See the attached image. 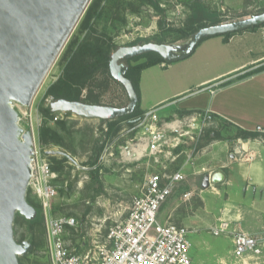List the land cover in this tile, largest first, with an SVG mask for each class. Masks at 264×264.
<instances>
[{"label": "rangeland", "instance_id": "374dc122", "mask_svg": "<svg viewBox=\"0 0 264 264\" xmlns=\"http://www.w3.org/2000/svg\"><path fill=\"white\" fill-rule=\"evenodd\" d=\"M96 1L99 3L101 16L92 20L96 31L93 38L104 37L119 47L148 41L181 43L189 36L184 37L181 31H186L187 28L190 16L188 3L191 0H158L162 11H157L140 0H90L30 103L33 105V117L42 119L39 121L40 126L44 117L38 110V104L47 87L60 75L69 49L83 37V19L88 7ZM201 1L210 10L220 14L221 22H230L264 11V0ZM140 60L142 59L138 61ZM129 62L137 61L131 58ZM102 77L101 74L97 76L98 79ZM95 91H98L97 87ZM82 94H85V90ZM127 102L125 88L111 78L100 96V103L124 106ZM13 105L18 113L23 111L25 106H30L16 101ZM163 112L164 109L157 111L159 115ZM181 117L183 116H168L165 121ZM62 119L66 121L63 128L52 119L45 120L47 125L60 133L62 144H48L44 147L48 149L50 156L57 159L63 158L65 154L69 157L64 162L62 170H58L59 177L56 182L58 189L56 197L51 201V214L53 217L75 218V226L67 227L64 233L66 245L70 249L74 248L79 252L93 251L97 245H101L107 227L124 215L125 207L138 192L146 174L151 171L180 170L186 174V180L178 185L161 206L159 218L185 225L192 231L189 234L191 246L188 249L192 263L264 264V216L258 215V210L248 205L249 201L243 198L240 192L232 190L229 188L230 185L224 184L222 180L203 187L202 175L192 176L186 165V153L193 146L190 140L179 144L177 160L163 159L156 162L153 156L145 152L140 158L131 160L124 157V150L136 141V132L142 129L143 125L138 129L137 123L130 125L131 122L127 120H119L120 130L113 137L105 133L107 124L100 119L79 117L70 112L64 113ZM21 123L26 127L24 120ZM186 124L187 121H182V126L185 127ZM208 129H212V124L201 126L196 146L219 138L213 133L212 135L208 133ZM222 129L224 131V128ZM193 131L194 134L198 132ZM36 133L38 134V130L35 129ZM36 139L38 141L37 135ZM184 139L187 140L186 136ZM100 146L102 147L99 148ZM239 158L245 157L241 155ZM251 158L252 155H248L245 160ZM185 190H191V195L187 199L181 197ZM28 195L38 203L32 193ZM221 219H226L230 223V228L242 229L256 236L262 243L261 254L258 257L248 255L243 259H235L231 254L233 248L231 239L211 233V227ZM13 229L18 242L28 240L33 245L27 254L20 256L22 264H50L45 252L43 223L30 226L23 216L17 215Z\"/></svg>", "mask_w": 264, "mask_h": 264}, {"label": "water", "instance_id": "95a60500", "mask_svg": "<svg viewBox=\"0 0 264 264\" xmlns=\"http://www.w3.org/2000/svg\"><path fill=\"white\" fill-rule=\"evenodd\" d=\"M90 0H0V264H21L19 257L33 247L28 240L14 237L16 214L26 219L36 216V209L27 201L31 175L32 136L19 123L14 101L30 105L49 68L61 52L73 28ZM264 23V11L230 22L208 24L194 31L181 43L148 41L122 45L110 54L109 72L120 82L128 95L124 106L90 103L58 98L50 102L53 113L70 112L85 118L103 121L131 114L137 103L133 84L126 77L125 61L147 52H156L165 62L191 55L201 40L245 30ZM136 116L128 119L135 123ZM68 157V155L65 154ZM223 179L221 172L211 177L212 183ZM210 184L205 177L203 187Z\"/></svg>", "mask_w": 264, "mask_h": 264}, {"label": "built area", "instance_id": "2783aa9c", "mask_svg": "<svg viewBox=\"0 0 264 264\" xmlns=\"http://www.w3.org/2000/svg\"><path fill=\"white\" fill-rule=\"evenodd\" d=\"M53 100L52 96H48L45 102L49 105ZM156 112L155 109L144 111L135 122L136 128L141 125L143 128H138L136 141L124 150L126 159L140 158L145 152L153 156L156 162L163 159L177 160L179 153L176 154L175 149L183 142L182 137L186 136L196 147L201 126L213 122L209 111H192L170 121H161ZM32 113L33 105L25 106L19 113V123L24 127L21 123L24 120L32 136L28 191L34 195L41 208L45 252L50 264H193L188 254L191 246L189 234L192 231L185 225L159 218L161 206L186 180V174L180 170L151 171L146 174L138 192L125 207L124 215L107 227L101 245H97L93 251L70 249L66 245L64 233L67 227H74L76 221L72 216L53 217L51 214V201L57 195L59 171L53 169L48 149L36 139L38 134H35V129L38 130L42 119L33 117ZM64 113L55 112L52 120L62 119ZM182 121L188 124L184 127ZM193 130L198 132L194 134ZM193 150L191 147L190 152L186 153V161L191 158ZM190 195L191 190L181 193L184 199ZM211 233L231 239V254L235 259H243L248 255L258 257L262 252V243L256 236L242 229L230 228L226 219H221L211 227Z\"/></svg>", "mask_w": 264, "mask_h": 264}, {"label": "crops", "instance_id": "0c3cea01", "mask_svg": "<svg viewBox=\"0 0 264 264\" xmlns=\"http://www.w3.org/2000/svg\"><path fill=\"white\" fill-rule=\"evenodd\" d=\"M262 65L264 26L236 32L227 40L222 35L209 37L185 59L144 68L139 90L141 109L165 110L156 112L161 121L192 111L211 113L212 129L223 136L192 146L186 161L189 171L193 177L202 175V182L221 172L224 184L264 216V138H235L233 128L264 134V69L247 75ZM248 155L252 158L245 160Z\"/></svg>", "mask_w": 264, "mask_h": 264}, {"label": "trees", "instance_id": "16d2710c", "mask_svg": "<svg viewBox=\"0 0 264 264\" xmlns=\"http://www.w3.org/2000/svg\"><path fill=\"white\" fill-rule=\"evenodd\" d=\"M140 1L149 4L157 11H162V9L159 7L158 0ZM188 6L190 8V16L187 20V28L186 31H181L184 37H187L188 35L190 36L194 31L202 26L216 24L222 21L220 19V14L217 11L210 10L202 3L201 0H191L190 3H188ZM100 16V6L96 1L94 4L88 7L85 18L83 19V37L76 41L69 49L68 53L66 54L65 62L60 75L47 87L44 96L38 104V110L42 117H44L43 124L38 129V139L42 146L48 144H62V137L60 133L55 128L47 125L45 121L47 119H52L54 116V113L51 111L49 105L45 102V99L48 96H52L54 99L65 98L68 100H81L90 103H100V96L106 90L109 80L112 78L109 72L108 62L111 52L117 48V45L107 41V39L104 37H92L96 32L95 27L92 24V20ZM261 25H264V23L251 26L248 29H254ZM240 31L241 30L236 32ZM236 32L223 34V39L227 40L230 35ZM158 43H162V41H158ZM133 59H135L137 62L130 63L129 60L127 61L128 68L126 71V77L129 78L133 84L137 94V103L134 111L131 114L114 120H102V122L107 124L105 133L109 136L114 137L120 130V127L118 126L119 120H128L136 116H141L144 112V110L140 107L139 78L141 70L149 66L165 62L164 59L156 52L143 53L142 55L133 57ZM139 59L142 60L138 61ZM263 69L264 65L259 66L248 72L247 75L261 71ZM97 74H101L103 77L98 79ZM96 87L98 88V91H95ZM83 90H85L84 95L82 94ZM68 113L69 112H66V114ZM55 122L59 125V127H65L66 121L64 119H58ZM133 124L134 123H130V125ZM233 128L236 130L234 133L235 138L241 137L243 139H247L255 138L259 135L263 136L264 138V134L258 131H247L239 127ZM210 132H212L215 137L221 138V136H223V133L220 131L210 129L208 133ZM101 147L102 146L99 148ZM67 159V156H64L61 159L51 156L53 169L62 170L64 162ZM28 194H30L29 191L27 192V201L35 207L36 216L33 219H26L24 216L23 217L30 226L41 224L43 223V215L40 205L35 203ZM17 215L20 214L17 213L16 216Z\"/></svg>", "mask_w": 264, "mask_h": 264}, {"label": "bare ground", "instance_id": "6f19581e", "mask_svg": "<svg viewBox=\"0 0 264 264\" xmlns=\"http://www.w3.org/2000/svg\"><path fill=\"white\" fill-rule=\"evenodd\" d=\"M16 102L20 103V102H19V101H17V100H16ZM156 116H157V115H156ZM133 149H134V150H137V149H135V148H133ZM125 154H126V152H125ZM126 155H127V154H126Z\"/></svg>", "mask_w": 264, "mask_h": 264}]
</instances>
